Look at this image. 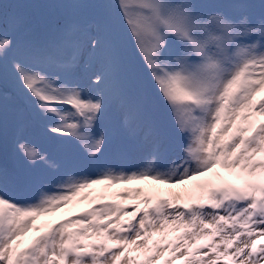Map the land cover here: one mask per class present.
I'll return each instance as SVG.
<instances>
[{"label": "snow or ice", "instance_id": "1", "mask_svg": "<svg viewBox=\"0 0 264 264\" xmlns=\"http://www.w3.org/2000/svg\"><path fill=\"white\" fill-rule=\"evenodd\" d=\"M261 93L264 0H0V264H264Z\"/></svg>", "mask_w": 264, "mask_h": 264}, {"label": "rangeland", "instance_id": "2", "mask_svg": "<svg viewBox=\"0 0 264 264\" xmlns=\"http://www.w3.org/2000/svg\"><path fill=\"white\" fill-rule=\"evenodd\" d=\"M261 96H264V93H261ZM261 98V97H260ZM259 98V99H260ZM258 99V100H259ZM129 188L131 187V185L128 186ZM128 203V202H126ZM86 206V203L84 205H79L78 207H73V205H69V208H71L73 211H78L80 209H82L83 207ZM70 213L69 212H66V211H61V212H58L56 213L54 216H53V220H58V219H63L65 218L67 215H69ZM51 219V218H50Z\"/></svg>", "mask_w": 264, "mask_h": 264}, {"label": "bare ground", "instance_id": "3", "mask_svg": "<svg viewBox=\"0 0 264 264\" xmlns=\"http://www.w3.org/2000/svg\"><path fill=\"white\" fill-rule=\"evenodd\" d=\"M136 186H138V185H136V184H132L130 188H134V187H136ZM127 202H128V203H131V201H127Z\"/></svg>", "mask_w": 264, "mask_h": 264}]
</instances>
